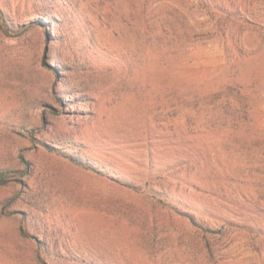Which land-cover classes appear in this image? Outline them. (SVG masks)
<instances>
[{"label": "rangeland", "instance_id": "374dc122", "mask_svg": "<svg viewBox=\"0 0 264 264\" xmlns=\"http://www.w3.org/2000/svg\"><path fill=\"white\" fill-rule=\"evenodd\" d=\"M68 4L0 0V264H264V0Z\"/></svg>", "mask_w": 264, "mask_h": 264}, {"label": "trees", "instance_id": "16d2710c", "mask_svg": "<svg viewBox=\"0 0 264 264\" xmlns=\"http://www.w3.org/2000/svg\"><path fill=\"white\" fill-rule=\"evenodd\" d=\"M58 2H60V4L64 7H68L70 6L68 4V0H58ZM71 4V3H70ZM47 16H50L47 20V22L52 26V30H56L53 32L52 34V38L53 41L56 43L58 42V39L56 38V35L58 34V30H60L59 25L62 23L61 20V10L58 11H54L53 9H49V11H46ZM2 16H4V13H2ZM41 16V15H40ZM52 22V23H50ZM42 24L41 21H35L34 24L32 25V27L37 26ZM31 27V26H30ZM29 27V28H30ZM31 27V28H32ZM28 28V26H19V24H16L12 21V19H10V17H7V15L4 16L3 18V23H1V29L2 31L8 35V36H14V35H18L24 31H26ZM55 69L57 70V66H55ZM62 94L67 95V96H72L74 95V92L71 91V89H69L66 85L62 86L61 89L59 91H57V96L59 98H64L62 96ZM57 149L59 152L64 151L61 148L58 147H53V149ZM65 154H69V152L67 153L66 151H64ZM73 153V151H72ZM73 156V155H72ZM72 160H74V162H77L78 164L83 165L85 168H87L88 170L97 172L99 174L105 175L106 177H109L111 180L115 181L117 184H119L120 186L131 190V191H147L146 193H148L151 197H153L154 199H156L158 202H160L161 204H163L165 207H168L170 209H177L179 211H181L183 214L188 215L192 221L201 227L203 230L210 232L211 228L207 227L205 225H202L201 223H198L197 220H195V215L192 212L191 209H189V207L187 208L185 205V207H180L177 204L176 198L174 196H172L169 192L164 191V189L161 187V189H156L154 187H150L149 183L148 185H145V188H139V186H137L136 184L132 183V181H128L127 179L122 178L121 176L118 175H114L111 173L110 170L108 171H104L103 169H100L98 166L95 165L94 162H87V161H83L82 159L78 158L77 156H73L70 157ZM40 243L42 245V250L44 251V253L46 254L47 257L52 258V259H56L59 256L60 257H64L63 255H61V253H55L50 246H48V243L46 242V240L43 238L40 240ZM90 264H98L96 263V260L92 261ZM99 264H105V263H99Z\"/></svg>", "mask_w": 264, "mask_h": 264}]
</instances>
